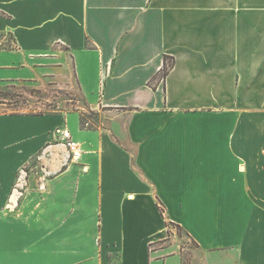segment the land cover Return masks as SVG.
<instances>
[{"label": "crops", "instance_id": "crops-1", "mask_svg": "<svg viewBox=\"0 0 264 264\" xmlns=\"http://www.w3.org/2000/svg\"><path fill=\"white\" fill-rule=\"evenodd\" d=\"M8 89L0 264H264V0H0Z\"/></svg>", "mask_w": 264, "mask_h": 264}, {"label": "rangeland", "instance_id": "rangeland-1", "mask_svg": "<svg viewBox=\"0 0 264 264\" xmlns=\"http://www.w3.org/2000/svg\"><path fill=\"white\" fill-rule=\"evenodd\" d=\"M0 97V113L9 112V113H23V114H55L60 111H71L73 108L70 106V101H64L66 99H70V96L62 95L65 99L56 103L53 101V98H47L48 94H38L33 93L32 95L26 94L18 89H8V91L4 92ZM5 98L6 101H3ZM5 102L4 104L2 103ZM67 102V103H66ZM96 113H85L81 116L84 123H86L91 117H95ZM174 227V230L172 229ZM171 232H177L179 240L182 247H185L183 251L185 255L193 254L196 252L197 246L186 236L182 228H175L172 224L169 225ZM169 229V230H170ZM171 235L169 239L164 240V246H168L171 243ZM155 245H160V243H156ZM186 264V263H185Z\"/></svg>", "mask_w": 264, "mask_h": 264}, {"label": "built area", "instance_id": "built-area-1", "mask_svg": "<svg viewBox=\"0 0 264 264\" xmlns=\"http://www.w3.org/2000/svg\"><path fill=\"white\" fill-rule=\"evenodd\" d=\"M57 139L62 142L71 153V157L74 160H79L83 155V149L80 144L74 140L73 135L69 128L65 126H60L55 129L54 132ZM175 228H177L175 226ZM174 230V227L172 228ZM153 242H151L152 244Z\"/></svg>", "mask_w": 264, "mask_h": 264}, {"label": "trees", "instance_id": "trees-1", "mask_svg": "<svg viewBox=\"0 0 264 264\" xmlns=\"http://www.w3.org/2000/svg\"><path fill=\"white\" fill-rule=\"evenodd\" d=\"M168 69L169 68H168L167 64H165V67L163 68V76H166L167 75ZM178 228H181V227L178 226Z\"/></svg>", "mask_w": 264, "mask_h": 264}]
</instances>
